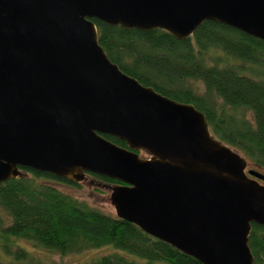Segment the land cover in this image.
Returning <instances> with one entry per match:
<instances>
[{
    "label": "water",
    "instance_id": "water-1",
    "mask_svg": "<svg viewBox=\"0 0 264 264\" xmlns=\"http://www.w3.org/2000/svg\"><path fill=\"white\" fill-rule=\"evenodd\" d=\"M92 17L176 39L213 20L264 40V0H0V183L23 166L115 178L117 216L203 264H255L264 171L193 103L123 71Z\"/></svg>",
    "mask_w": 264,
    "mask_h": 264
},
{
    "label": "trees",
    "instance_id": "trees-1",
    "mask_svg": "<svg viewBox=\"0 0 264 264\" xmlns=\"http://www.w3.org/2000/svg\"><path fill=\"white\" fill-rule=\"evenodd\" d=\"M98 41L113 62L145 85L202 110L213 134L239 150L254 168L264 169V40L213 20L193 34L176 39L169 31L124 28L92 17ZM202 82V88L194 86ZM108 139L127 146L114 135ZM252 166V165H251ZM252 166V167H253ZM21 174L0 183V206L10 222H0L8 254L2 264H41L22 247L12 250L10 237L32 240L62 253L112 244L142 259L110 250L100 257L72 264H203L114 213L104 211L40 177L66 178L21 167ZM92 173L118 184L121 181ZM249 246L255 264H264V225L252 222ZM24 260V261H22Z\"/></svg>",
    "mask_w": 264,
    "mask_h": 264
},
{
    "label": "rangeland",
    "instance_id": "rangeland-1",
    "mask_svg": "<svg viewBox=\"0 0 264 264\" xmlns=\"http://www.w3.org/2000/svg\"><path fill=\"white\" fill-rule=\"evenodd\" d=\"M194 86L202 88V82L199 80L193 82ZM253 164L250 162L249 166ZM255 167V166H253ZM264 171V169H260ZM41 180L48 181L60 189L74 195L75 197L85 200L92 205H96L100 209L115 213L113 205L110 203L109 194L110 186L114 183H109L103 179L97 178L94 175H87L82 181H79V185L69 184L64 181H59L52 177H40ZM0 222L7 224L10 222L8 213L0 206ZM4 238L0 235V264L12 261L16 262L15 258L8 254L7 248L4 245ZM10 245L12 250L16 247H22L28 251L29 258L34 261H38L41 264H72L75 262H86L100 257L110 250H118L119 253L126 255L127 257L136 258L141 260L142 258L129 250L124 248L115 247L112 244H104L98 247L85 248L80 251H68L62 253L55 249L44 247L32 240L24 237L11 236ZM24 261V260H22Z\"/></svg>",
    "mask_w": 264,
    "mask_h": 264
},
{
    "label": "flooded vegetation",
    "instance_id": "flooded-vegetation-1",
    "mask_svg": "<svg viewBox=\"0 0 264 264\" xmlns=\"http://www.w3.org/2000/svg\"><path fill=\"white\" fill-rule=\"evenodd\" d=\"M247 167H248V168L250 167L249 164H248ZM87 175H93V174L89 172V173H87ZM259 180H260V179H259ZM260 181H261V182H264V181H262V180H260Z\"/></svg>",
    "mask_w": 264,
    "mask_h": 264
}]
</instances>
